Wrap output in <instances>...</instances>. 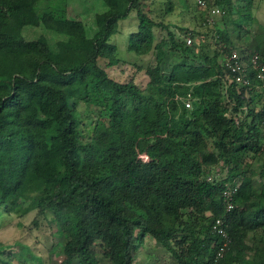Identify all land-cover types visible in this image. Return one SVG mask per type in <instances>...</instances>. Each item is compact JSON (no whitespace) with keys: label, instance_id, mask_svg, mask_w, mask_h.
I'll return each mask as SVG.
<instances>
[{"label":"trees","instance_id":"16d2710c","mask_svg":"<svg viewBox=\"0 0 264 264\" xmlns=\"http://www.w3.org/2000/svg\"><path fill=\"white\" fill-rule=\"evenodd\" d=\"M41 1L0 0V207L21 216L52 214L66 237L60 264H99L97 245L111 264H134L147 236L178 264H264V181L254 180H264V101L256 100L264 83L252 71V85L243 86L224 66L221 56L241 54L230 34L216 31L220 41L210 56L201 34L194 43L197 34L183 31L193 38L189 46L170 32L184 61L166 71L163 45L154 43L157 24L144 12L147 0H103L107 11L96 15L91 37L65 8L39 14ZM245 1L248 8L236 9L224 0L241 26L252 3ZM133 11L139 26L130 51H156L145 88L116 80L124 67L110 45ZM25 27L61 38L53 49L45 37L27 41ZM255 41L247 56L258 55L264 66V28ZM81 103L96 112L90 133ZM248 153L258 157L256 172L243 165ZM226 185L238 189L231 212ZM217 218L232 239L222 260L212 231ZM252 235L260 246L247 244Z\"/></svg>","mask_w":264,"mask_h":264},{"label":"rangeland","instance_id":"374dc122","mask_svg":"<svg viewBox=\"0 0 264 264\" xmlns=\"http://www.w3.org/2000/svg\"><path fill=\"white\" fill-rule=\"evenodd\" d=\"M199 1H145V14L157 24L153 29L154 43L163 45L164 60L168 62V65L164 67L166 71H170L173 65L184 61L181 51L172 47L170 32L174 33L175 36L177 35V38L184 39L185 34L183 31H194L197 34L194 43L200 41L198 34H201L202 42L207 46L205 52L210 56L213 55L216 43L220 41L219 38H215L217 37V30L228 32L236 50L246 55H249L251 45L256 44L255 38L262 34L264 28V0H252L249 15L242 18V26L236 23L240 15L236 12L231 14L226 8L224 0H202L206 3L204 5L200 4ZM231 3L236 9L248 8L245 0H231ZM209 6H216L222 10L221 15L215 18L213 25L207 23ZM59 8H65L66 15L81 20L89 37L96 30V15L107 11V6L103 0H42L38 6V13L54 12ZM138 26V15L136 11H133L127 19L118 23L115 34L110 40V45L116 47L115 57L121 61L119 68L124 67V76L115 75L116 80L125 83L134 80L135 84L145 88L148 82L146 70L148 67L156 65V51L147 55L130 51L129 42L132 34L138 31ZM22 35L27 41H35L45 37L53 49L55 43L61 38L57 33L48 31L44 27H25ZM208 46H211V50ZM224 57L221 56V60ZM188 58L190 59V57ZM192 61L195 64L200 63V60H190V62ZM101 62L105 61L101 60ZM262 89L257 91L261 94L256 100L262 99L264 101ZM78 109L87 132H92L95 125V109L84 103L79 104ZM86 139L84 141L88 142L87 137ZM137 160L146 162L147 158L145 155H139ZM243 165L252 166L251 168L256 172L260 162L258 157L248 153ZM254 180L256 182L264 181L258 175L254 176ZM42 190L43 185L40 182L36 187V193H40ZM247 240L249 246H260L259 236L252 235ZM65 244L66 237L58 227L52 214L45 218L38 215V211L33 210L21 216V214L10 211L4 206L0 207V247H6L0 258H11L13 264H60L65 257L63 253ZM95 250L98 253L99 264H111L103 255L104 248L97 245ZM252 255V251L248 250L244 256L250 258ZM134 264H178V262L171 252L157 244L152 237L147 236L139 243L134 253Z\"/></svg>","mask_w":264,"mask_h":264},{"label":"built area","instance_id":"2783aa9c","mask_svg":"<svg viewBox=\"0 0 264 264\" xmlns=\"http://www.w3.org/2000/svg\"><path fill=\"white\" fill-rule=\"evenodd\" d=\"M199 3L203 5L206 4L202 0H200ZM221 13L222 10L220 8H212L208 11L207 23L213 25L215 23V18L221 15ZM184 39L187 45L190 46L193 44V38L190 35L185 36ZM222 62L235 77L237 83L243 86H251L253 82L251 78L252 71H255L257 80L264 83V66L260 64V57L258 55L248 57L245 54H240L235 51L230 56L224 57ZM190 95L191 94L188 96L190 97ZM187 107H190V103L187 104ZM237 191V188L226 185V189L223 192V201L227 212H231L235 208V195ZM212 231L221 239L217 257L222 260L225 258L232 244V239L227 232L226 224L222 218H217L214 221Z\"/></svg>","mask_w":264,"mask_h":264}]
</instances>
